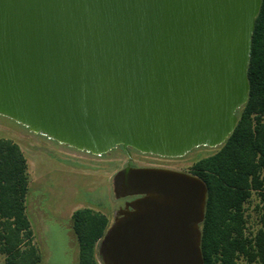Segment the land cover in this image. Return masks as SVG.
<instances>
[{"label":"water","instance_id":"95a60500","mask_svg":"<svg viewBox=\"0 0 264 264\" xmlns=\"http://www.w3.org/2000/svg\"><path fill=\"white\" fill-rule=\"evenodd\" d=\"M262 0H0V115L93 155L220 147L248 100ZM102 264H204L207 187L127 165Z\"/></svg>","mask_w":264,"mask_h":264},{"label":"trees","instance_id":"16d2710c","mask_svg":"<svg viewBox=\"0 0 264 264\" xmlns=\"http://www.w3.org/2000/svg\"><path fill=\"white\" fill-rule=\"evenodd\" d=\"M249 94L237 111L233 132L218 150L191 166L207 187L201 223L204 264H264V0L255 19ZM28 165L20 146L0 138V264H40L41 255L26 213ZM256 196L257 228L245 205ZM78 242V264H102L96 246L108 227L107 216L91 208L71 215Z\"/></svg>","mask_w":264,"mask_h":264},{"label":"rangeland","instance_id":"374dc122","mask_svg":"<svg viewBox=\"0 0 264 264\" xmlns=\"http://www.w3.org/2000/svg\"><path fill=\"white\" fill-rule=\"evenodd\" d=\"M0 138L16 142L27 160L26 213L34 234L33 242L41 255L40 264H78V242L71 215L87 207L104 213L109 223L112 221L114 211L123 204V200L113 195L112 177L125 167L129 156L118 150L102 156L78 151L1 115ZM218 148L198 147L185 157L170 161L169 165L192 174L193 163ZM130 158L138 166L167 164L139 152H131ZM257 204L258 199L253 196L245 205L253 229L258 227Z\"/></svg>","mask_w":264,"mask_h":264},{"label":"flooded vegetation","instance_id":"af4514ba","mask_svg":"<svg viewBox=\"0 0 264 264\" xmlns=\"http://www.w3.org/2000/svg\"><path fill=\"white\" fill-rule=\"evenodd\" d=\"M61 145H63V144H61ZM65 146H66V145H65ZM67 147H68V146H67ZM195 149H196V148H195ZM195 149H193V150H195ZM113 150H118V151H120V152H122V153H125V154H127V155L129 156V159H128V161L126 162L125 166L130 165V166H132V167H156V168H164V169L175 170V171H179V172H182V171L177 170V169H175V168H172V167L169 165V162L172 161V160H177V159L183 158V157H185L188 153H190L191 151H193V150H191L190 152H188L187 154H185V155L182 156V157H164V156H157V155H152V154H145V155L149 156L150 158H153V159H156V160H160V161H165L167 164H166V165H156V164H152V163H150V164H148V165H146V166H138V165H135V163L133 162V160L130 158V154H131V152H138V151H136L135 149H133V148H129V147L124 149L122 146H117L116 148L110 150L109 152H111V151H113ZM109 152H107V153H105V154H108ZM139 153H140V152H139ZM105 154H102V155H105ZM142 154H143V153H142ZM102 155H101V156H102ZM184 173H185V172H184ZM188 174H189V173H188ZM135 198H136V197H131V198H124V199H121V200H123V204H122L121 206H119V207L116 208V210H115L114 213H113L112 221H110V223L108 224V226L111 225V224L113 223L114 219L116 218V216H118V211L124 209V208H125V204L128 203L129 201L135 199ZM117 200H120V199H117ZM200 227H201V225H200Z\"/></svg>","mask_w":264,"mask_h":264}]
</instances>
